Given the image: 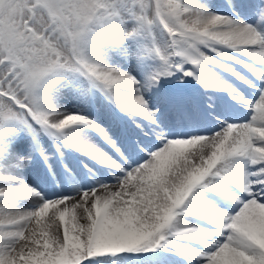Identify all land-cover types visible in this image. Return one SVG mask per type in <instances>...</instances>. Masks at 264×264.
Segmentation results:
<instances>
[{
    "label": "snow or ice",
    "instance_id": "snow-or-ice-1",
    "mask_svg": "<svg viewBox=\"0 0 264 264\" xmlns=\"http://www.w3.org/2000/svg\"><path fill=\"white\" fill-rule=\"evenodd\" d=\"M0 264H264V0H0Z\"/></svg>",
    "mask_w": 264,
    "mask_h": 264
}]
</instances>
